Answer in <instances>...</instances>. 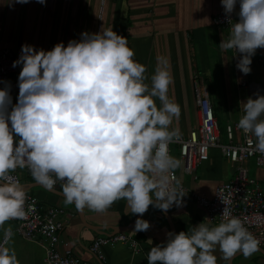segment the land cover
I'll return each instance as SVG.
<instances>
[{
	"label": "clouds",
	"instance_id": "clouds-1",
	"mask_svg": "<svg viewBox=\"0 0 264 264\" xmlns=\"http://www.w3.org/2000/svg\"><path fill=\"white\" fill-rule=\"evenodd\" d=\"M35 2L47 6V0ZM220 4L231 35L219 47L234 49L237 70L250 75L257 50L264 49V0ZM134 57L127 38L113 27L83 31L50 50L21 46L12 64L20 68L15 102L11 81L0 80V264H20L8 247L13 232L6 223L27 220L35 212L26 186L12 175L17 169L27 168L50 192L60 182L64 203L77 211L103 214L125 200L132 215L143 217L150 206L162 213L183 206V189L172 175L182 162L160 150L181 137L173 127L181 106L169 96L174 84L170 59L157 58L149 84L147 67ZM254 95L239 102L243 115L237 128L255 137V150L264 154V95ZM227 203L218 225L210 226L212 219L205 218L191 234L167 231L165 240L148 251L147 264H217V249L231 264L238 254L248 258L260 252L262 241ZM151 227L138 218L132 233Z\"/></svg>",
	"mask_w": 264,
	"mask_h": 264
},
{
	"label": "crops",
	"instance_id": "crops-1",
	"mask_svg": "<svg viewBox=\"0 0 264 264\" xmlns=\"http://www.w3.org/2000/svg\"><path fill=\"white\" fill-rule=\"evenodd\" d=\"M101 1L47 0L44 7L35 0L27 5H11V0H0V49L11 50L16 60L18 57L13 49H19L20 53L25 43L50 50L58 42L67 44L69 40L77 39L83 31L99 32L101 28L113 27L117 34L127 38L128 46L135 51L134 59L147 67V83L150 84L157 58L164 55L170 59L174 84L169 96L181 106V115L174 120L173 127L180 130L181 136L187 138L199 123L196 97L199 89L211 104L222 142L227 143L226 127L237 124L243 115L239 102L248 97L255 99V93L264 95V70L259 63V58L264 57V49L257 50L250 75L245 76L237 70L238 61L232 50L219 47L222 39H229L231 32L214 26L212 22L223 9L220 0H104L99 20ZM241 139L242 135L236 133L234 141L240 142ZM246 168L250 177L259 182L264 180V168H257L254 161H249ZM175 171L180 182L206 199H212L215 190L236 175L235 165L217 149L210 150L208 160L197 168L195 181L183 173L182 165ZM18 174L28 194L38 199L44 211L60 208L69 215L58 249L63 251L62 243H67L83 263L147 264L150 248L164 241L166 232L171 231L160 210L150 206L143 217H138L132 215L125 200L116 201L103 214L84 209L80 211V217L75 206L65 204L63 197L35 187L37 183L23 169H19ZM36 188L41 191L34 194ZM165 214L177 233L186 231L191 234L194 226L208 218L207 211L189 196L183 198V206L174 205ZM138 218L149 221L152 227L146 232L132 233ZM9 223L15 230L16 224ZM85 224L96 230L85 228ZM218 224L211 223L210 226ZM111 229H128L125 234L137 243L140 252L134 253L118 244L103 247L102 258L96 257L91 252L94 240L102 235L100 233L111 235L116 232ZM3 231H0V240ZM8 247L15 250L20 264H44L45 249L17 233H13ZM215 255L217 264H227L218 249ZM231 264H264V256L259 252L248 258L238 254Z\"/></svg>",
	"mask_w": 264,
	"mask_h": 264
},
{
	"label": "built area",
	"instance_id": "built-area-1",
	"mask_svg": "<svg viewBox=\"0 0 264 264\" xmlns=\"http://www.w3.org/2000/svg\"><path fill=\"white\" fill-rule=\"evenodd\" d=\"M105 1H101L99 10V20L102 18ZM235 20V16L233 17ZM212 22L214 26L231 32V26L226 22L223 9L217 13ZM234 56L236 52L231 49ZM239 54H237L238 56ZM15 61L14 54L9 49H0V80H9L13 85L12 95L15 97L18 92L16 81L18 77V68H13ZM259 63L264 70V57L259 58ZM2 86V85H0ZM197 105L199 108V123L197 127L190 131L187 138L180 137L179 140L168 143L161 147L162 152L170 156L172 146H177L180 151V161L182 162L183 173L190 177L192 181L196 180L197 168L208 160L209 151L217 149L222 156L236 167L235 178L223 185H220L214 193L212 199H206L198 196L194 191L189 190L179 181L176 171L172 174L174 180L179 181L178 188L183 189V195L189 196L200 207L207 211L208 219L211 223H220L222 221V212L225 207L224 201H227V207L232 215L240 217L245 221L249 231L252 232L261 243V250L264 251V180L259 182L250 177L246 168L249 161H254L257 168H264V154L255 150V137L246 136L242 130L237 128V124L228 125L225 129L227 143H223L218 125L209 100L196 90ZM236 133L242 135L240 142H235ZM249 139L252 143H249ZM205 148L206 152L201 149ZM24 172L32 178L27 168ZM19 169L13 173V177L22 182ZM33 179V178H32ZM57 190H60V182L57 183ZM35 212L29 213L27 220H12L15 223V232L21 238L38 244L45 249L44 264H89L83 263L77 258L67 243H62L63 251H59L61 244V234L67 226L69 215L60 208H49L44 211L36 197L28 194V204H33ZM125 245L132 252L139 253L138 245L126 234H111L98 236L91 247V252L102 258L101 250L106 246Z\"/></svg>",
	"mask_w": 264,
	"mask_h": 264
},
{
	"label": "water",
	"instance_id": "water-1",
	"mask_svg": "<svg viewBox=\"0 0 264 264\" xmlns=\"http://www.w3.org/2000/svg\"><path fill=\"white\" fill-rule=\"evenodd\" d=\"M35 187H40V188L44 189L42 186H40L38 184L35 185ZM50 193L53 194V195L59 196V197H63L62 194L60 192H58V191H54V192H50ZM78 212H79V216L81 217L80 211H78ZM164 215H165V218H166V220H167V222H168V224L170 226L171 231H174V229H173V227H172V225L170 223L169 217L165 213H164ZM84 227L87 228V229H91L92 231H95L96 230V228L90 227V226H88L86 224L84 225ZM115 230H116V232L114 233V235H117V234H125L128 231V229H111V231H113V232ZM100 234L104 235V233H100ZM259 253H261L264 256V251L263 250H261Z\"/></svg>",
	"mask_w": 264,
	"mask_h": 264
},
{
	"label": "rangeland",
	"instance_id": "rangeland-1",
	"mask_svg": "<svg viewBox=\"0 0 264 264\" xmlns=\"http://www.w3.org/2000/svg\"><path fill=\"white\" fill-rule=\"evenodd\" d=\"M13 50H14V52L16 53V56L18 57V56H19V49H13ZM223 143H225V142H223ZM171 155H172V157H174V158H176V159H179V157H180V151H179V148H176V146H172V153H171ZM37 191H41V190H39L38 188L34 189V190H33L34 194H36ZM4 227H5V228H7V227H11L12 232H13V233H16L15 230H14V228H13V226H12L9 222H7L6 225H5ZM1 230H4V229H0V231H1Z\"/></svg>",
	"mask_w": 264,
	"mask_h": 264
}]
</instances>
